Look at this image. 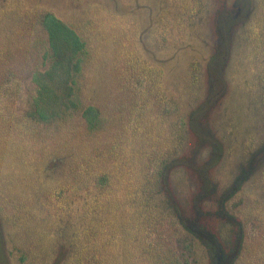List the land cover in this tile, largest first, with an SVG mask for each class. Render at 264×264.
Wrapping results in <instances>:
<instances>
[{
  "label": "rangeland",
  "instance_id": "obj_1",
  "mask_svg": "<svg viewBox=\"0 0 264 264\" xmlns=\"http://www.w3.org/2000/svg\"><path fill=\"white\" fill-rule=\"evenodd\" d=\"M42 11L53 12L97 48L99 55H94L88 70L91 88L83 93L96 100L106 116L107 111H117L116 117L124 114L133 119L124 106L127 92L122 99L127 84L122 75L126 71L132 81L143 72L137 63L127 64L125 56L117 55L161 68L162 90L155 91L163 100L157 112L168 124L160 127L156 122L151 128L159 126L164 141L158 144L164 149L149 157L150 136L139 138L135 147L142 152L139 163H147L149 171L168 153L178 159L167 169L164 183L150 191L168 198L185 215L196 216L230 248L236 226L217 213L218 201L223 191L237 186L225 204L242 225L234 264L248 260L261 264L264 0H0V125L14 122L21 133L35 125L24 113L27 87H33L25 69L34 63L42 45L44 33L36 22ZM130 89L129 99L138 101L140 91ZM169 124L177 142L166 137ZM117 127L116 119L113 129ZM111 133L102 132L103 150L108 149ZM24 137L36 145L32 156L15 160L0 152V264H69L73 235L83 229L82 205L94 196L86 192L98 188L91 182L70 198L67 192L64 199L56 197L49 188L63 182L64 174L68 178V152L49 144L37 160L42 155L38 140L34 135ZM212 154L207 170L214 189L204 192L198 166ZM12 170L20 182L8 192ZM39 182L43 191L38 190ZM189 260L207 264L206 250L197 240Z\"/></svg>",
  "mask_w": 264,
  "mask_h": 264
},
{
  "label": "trees",
  "instance_id": "obj_2",
  "mask_svg": "<svg viewBox=\"0 0 264 264\" xmlns=\"http://www.w3.org/2000/svg\"><path fill=\"white\" fill-rule=\"evenodd\" d=\"M36 22L44 37L41 47L36 50L34 63L25 69L33 87H27L29 98L24 112L35 125L32 130L21 133L14 122H3L0 125V152L8 153L9 158L15 160L32 156L30 152L36 145L24 134L34 135L38 140L37 147L42 151L41 157L36 156L37 160L44 155L45 147L54 143L56 147L64 148L61 151L68 152L71 159L68 178L64 174L63 182L50 185L49 189L56 197L64 199L67 192L70 198L91 182L98 188L86 192L94 196L82 205L83 229L73 235L69 264H191L189 259L196 240L206 250L207 264H234L242 242V225L225 209V204L237 186L233 191H223L218 201L217 213L236 226L235 241L228 248L226 242L196 216L185 215L168 198L150 191L155 184L164 183L167 169L178 159L176 156L171 157L168 153L158 164H153L150 171L146 169L147 163H139L142 152L138 153L135 147L139 138L151 137L152 143L147 146L151 149L149 157L164 149L158 144L164 141L159 126L151 128L157 126L156 122L160 127L168 124L157 112L162 110L159 105L163 100L155 91L162 90L161 68L145 65L146 60L134 62L127 55H117L118 58L125 56L127 64L137 63L143 72L132 81L126 71L122 75L124 82L127 81L122 99L127 92V105L124 106L133 119L129 121L124 114L116 117L117 111L106 110L109 114L106 116L97 101L89 100L83 93L85 88H91L88 70L94 55H99L97 48L90 46L87 37L53 12H40ZM131 87L140 91L138 101L129 99ZM196 112L197 109L190 112L189 121L191 114ZM116 119L120 121V127L113 129ZM182 124L179 120V125ZM109 131L112 135L106 139L108 149L103 150L102 132ZM168 133L166 137L171 143L178 141L172 124H169ZM213 149L218 151L219 146ZM213 158L214 154L198 166L204 175L201 187L204 192L214 189L207 170ZM8 177H11L8 181L11 188L7 185L9 192L19 187L20 181L14 170ZM38 186V190L43 191L41 182ZM100 189L102 192H97ZM260 255L263 256L261 264H264L262 248ZM246 264L253 263L248 260Z\"/></svg>",
  "mask_w": 264,
  "mask_h": 264
}]
</instances>
